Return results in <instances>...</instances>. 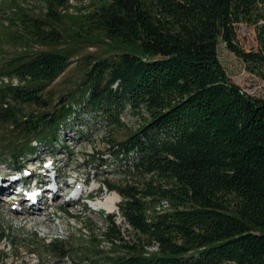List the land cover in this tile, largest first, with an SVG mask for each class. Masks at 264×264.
<instances>
[{
    "label": "trees",
    "instance_id": "1",
    "mask_svg": "<svg viewBox=\"0 0 264 264\" xmlns=\"http://www.w3.org/2000/svg\"><path fill=\"white\" fill-rule=\"evenodd\" d=\"M33 1L39 10L0 7V127L11 132L0 157L22 169L38 145L62 144V127L83 111L109 129L125 126L127 109L143 121L122 139L106 135L127 169L104 185L121 196L135 237L106 214L99 232L84 225L81 242L32 240L30 253L72 264H264V98L234 83L219 57L224 42L264 76V0H92L84 12L72 0ZM240 23L258 28L257 51L238 45ZM96 42L111 48L82 54ZM74 61L80 89L53 104L48 86ZM15 239L0 226V264L3 242L22 248Z\"/></svg>",
    "mask_w": 264,
    "mask_h": 264
},
{
    "label": "rangeland",
    "instance_id": "2",
    "mask_svg": "<svg viewBox=\"0 0 264 264\" xmlns=\"http://www.w3.org/2000/svg\"><path fill=\"white\" fill-rule=\"evenodd\" d=\"M5 1L0 0V7L6 5ZM91 1L72 0L71 4L73 8L71 11H88L93 6ZM19 3L31 10H39L41 7L38 1L33 0H19ZM260 25L264 26V19L260 21ZM258 34V28L254 24L240 23L237 26V43L245 51H257L260 47ZM110 48V45L102 42H96L92 45L88 43L82 54L90 52L102 55ZM219 57L228 77L234 83L238 84L244 92L264 98V76L261 73L251 71L248 64L230 50L224 42H220L219 44ZM81 81V67L78 66L77 61H74L61 76L48 86L47 95L52 99L54 104L58 102L60 97H66V95L80 89ZM142 121V117L139 114L127 109L122 114V122L125 126H111L109 129L108 124L102 118H97L95 115L83 111L72 119L67 126L62 127V144H55L53 148L49 147L48 144L38 145L39 148L36 155L26 156L24 160H21L23 162L20 164L23 165V169H16L17 164L10 157H0V186L8 185L10 183L9 179L22 177L16 181L12 190L0 191V226L12 232L14 241H16V237L18 240L21 239L19 241L22 244V248L18 249L8 243V241L3 242L1 250L4 251L3 255L7 256V258L2 264H72L70 258L61 259L46 253H43L41 256L31 254L30 250L36 251L37 247L28 245V243L32 240L47 242L53 238L71 240L79 243L83 240V236L80 233L83 232L84 225L95 227L96 232H99L106 225V214L116 215L118 224H123L126 229L125 236L127 238L135 237L132 227L125 223L123 217L120 215L119 209L109 212L105 209H96L92 205L95 201L105 196L117 193L109 190L104 185V182L120 183L127 169L125 158L117 159L108 151L107 139L110 136L106 135H109L108 132L110 131L113 133V137L122 139L130 129H136ZM12 134L14 135V133ZM10 137L11 132L9 128L6 126L0 127V139H8ZM1 149L4 150V148ZM91 155L100 157L99 161L92 162L94 158ZM52 160L54 161V164H52L56 168V173H54L53 178H50L53 172L46 175V171L41 170V175L44 176L43 179L39 176L40 172L36 174L37 176L29 177L32 175L31 168L38 167L43 163L49 164ZM58 168L60 171H63L62 174L57 170ZM29 173L30 175H28ZM3 174H7V176L4 177ZM75 176L77 178L72 185L65 183V181L74 180ZM3 178L8 179V181H4L5 179ZM56 178L61 184L63 183L62 188L64 190L62 196H60L63 199H60L58 196L54 197L52 192H49L48 189L43 187L44 184L42 183L44 181L56 180ZM86 179L87 183L84 186V192L90 191L94 184L99 185L100 189L93 195H88L83 192L82 199L72 203H66L65 201L73 194L75 186ZM41 181L43 182L38 183ZM21 184H23L24 188L19 189ZM68 188L69 191L65 192ZM0 190L5 189H1L0 187ZM35 191L40 192L34 195L33 192ZM87 195L93 198L89 199L86 197ZM34 196L36 202H31L29 199H32ZM32 208L34 210L47 209L52 215L56 229L45 231L41 226L27 227L21 225L22 221L17 219L16 215L24 217L29 214L27 210ZM74 210L77 211L75 215L71 214V211ZM104 247L109 249L107 243L104 244ZM151 249H155V247H151Z\"/></svg>",
    "mask_w": 264,
    "mask_h": 264
},
{
    "label": "bare ground",
    "instance_id": "3",
    "mask_svg": "<svg viewBox=\"0 0 264 264\" xmlns=\"http://www.w3.org/2000/svg\"><path fill=\"white\" fill-rule=\"evenodd\" d=\"M31 162V161H30ZM54 162V161H53ZM54 164V163H53ZM24 166H28V165H24ZM57 167V166H56ZM48 168V164H40L38 167H34V168H31V174H39V176L41 177V179L44 178L43 175H41V171H46ZM41 170V171H40ZM61 174L63 173V171H60V169L58 168L57 169ZM57 171V172H58ZM68 172V171H67ZM65 172V173H67ZM64 173V174H65ZM4 177L7 176V174H3ZM77 175V174H76ZM77 178V176L74 177V180L72 181H65V183H68L69 185H72V183L75 181V179ZM5 179V178H4ZM16 179H14L13 181H11L8 185H2L0 186L1 189H5V190H0V191H10L12 190L13 186L15 185ZM47 180V179H46ZM4 181H8V179H5ZM2 181V182H4ZM52 181V182H51ZM51 181H41V182H38V183H42L44 184V188L45 189H48L49 192H52V194H54V197L58 196L60 199H63L61 198L60 196H62V192H63V183L61 184L59 182V180L56 178V180L52 179ZM51 182V183H49ZM7 183V182H6ZM53 183V184H52ZM64 183V184H65ZM80 184H77V186H75V189L73 191V194L70 196L69 199H67L65 202L66 203H72L76 200H79L82 198L83 196V190L84 189V186L85 184L87 183V179L86 180H82L81 182H79ZM67 185V186H69ZM75 185V184H74ZM43 187H40V188H43ZM100 189L99 185H96L94 184L90 191H85L84 193L88 194V195H93L96 193V191H98ZM69 191V188L67 189V191L65 192H68ZM3 194V193H2ZM11 194V193H10ZM34 195H36V192H33ZM65 195V194H64ZM13 196V195H12ZM35 196L32 197V199H29L31 202H36L35 200ZM26 200V199H25ZM120 202V196L117 194V193H113V194H110L108 196H105L104 198L102 199H99L97 201H95L93 203L92 206H95L96 209H105L109 212L111 211H117L118 209V204ZM164 204H162V206L164 208L168 207V202L167 201H164L163 202ZM16 210V209H14ZM26 210V209H25ZM17 211V210H16ZM19 211V210H18ZM29 212L28 215L22 217L21 215H16L17 219L21 220V225H24V226H27V227H33V226H41L45 231H51L52 229H54L56 226L55 224L53 223V218H52V215L48 212V210H34L33 208L32 209H28L27 210ZM70 213V212H69ZM18 214V213H17ZM71 214L75 215L77 214V211L74 210V211H71ZM56 229V228H55Z\"/></svg>",
    "mask_w": 264,
    "mask_h": 264
}]
</instances>
